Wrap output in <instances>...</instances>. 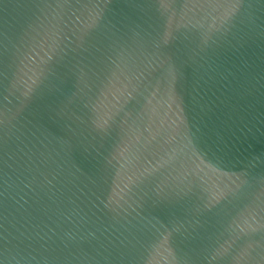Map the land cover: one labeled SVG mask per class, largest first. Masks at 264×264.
Returning a JSON list of instances; mask_svg holds the SVG:
<instances>
[{
	"label": "water",
	"instance_id": "obj_1",
	"mask_svg": "<svg viewBox=\"0 0 264 264\" xmlns=\"http://www.w3.org/2000/svg\"><path fill=\"white\" fill-rule=\"evenodd\" d=\"M0 264H264V0H0Z\"/></svg>",
	"mask_w": 264,
	"mask_h": 264
}]
</instances>
